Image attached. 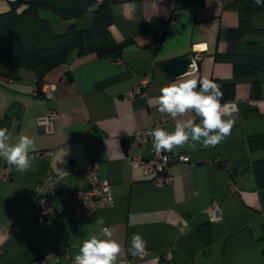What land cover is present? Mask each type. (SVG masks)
<instances>
[{"label": "crops", "instance_id": "1", "mask_svg": "<svg viewBox=\"0 0 264 264\" xmlns=\"http://www.w3.org/2000/svg\"><path fill=\"white\" fill-rule=\"evenodd\" d=\"M14 0H0V13ZM233 0H121L110 5V33L116 42L129 41L120 58L79 56L48 72L44 81L55 83L54 99L35 95L36 78L21 69L17 79L2 76L0 70V128H7L9 143L20 135L35 142L32 166L18 172L0 158V264H30L45 258L48 264H73L83 240L98 234L97 217L105 220L122 246L118 261L129 258L135 264H264V189L256 184L255 166L264 160V83L258 99L250 95L254 78H235L232 64L216 59L227 50L224 32L238 25V13L229 7ZM24 8L21 7L19 11ZM55 35L74 25L91 26L93 14L61 21L41 10ZM153 19L169 20L158 47V31L140 32ZM264 28V14L254 18ZM264 39L247 36L238 52L249 53L247 42ZM200 53L197 70L181 76L208 78L235 84L237 111L231 134L215 147L187 146L170 152L168 167L172 179L156 186L140 168L127 162L128 156H148L152 139L145 143L133 133L154 125L163 116L156 98L160 89L177 80L162 69L164 62ZM149 75L139 95L129 97L140 80ZM62 77L67 82L61 83ZM50 108L58 114L53 132L47 133L37 119ZM187 118V117H186ZM174 130L168 116L164 125ZM177 155L189 163L177 161ZM99 164L102 178L109 181L115 203L95 216L73 221L74 197L61 195L62 185L84 189L86 169ZM49 173L59 176L55 186V213L50 223H38L30 206L35 188ZM213 200L219 201L218 220L206 213ZM28 205V208L25 206ZM207 228L210 244L198 237ZM139 233L146 241V255L133 256L131 237Z\"/></svg>", "mask_w": 264, "mask_h": 264}, {"label": "trees", "instance_id": "2", "mask_svg": "<svg viewBox=\"0 0 264 264\" xmlns=\"http://www.w3.org/2000/svg\"><path fill=\"white\" fill-rule=\"evenodd\" d=\"M121 0H14L10 9L0 13V70L2 76L17 79L21 69L31 71L36 78V85L44 82L48 72L63 64L74 51L79 56L95 54L98 58L116 60L120 58L124 46L129 42H116L110 33L112 16L110 5ZM24 8L19 11L21 7ZM230 8L238 13V25L227 28L224 39L227 50L216 54V59L232 64L235 78H254L250 95L258 99L264 83V52L258 42L249 41V53L238 52V45L247 36L264 39V28H256L254 18L264 14V6H257L254 0H233ZM45 10L56 15L61 21L83 18L87 13L93 14L90 27L78 29L71 25L63 34L55 35L50 22L40 16ZM169 20L153 19L141 26L140 32L158 31V47ZM220 85L223 102L231 101L235 95V84L213 80ZM256 184L264 189V160L255 166ZM200 240L210 244L207 228L197 230ZM264 254V250H262Z\"/></svg>", "mask_w": 264, "mask_h": 264}, {"label": "clouds", "instance_id": "3", "mask_svg": "<svg viewBox=\"0 0 264 264\" xmlns=\"http://www.w3.org/2000/svg\"><path fill=\"white\" fill-rule=\"evenodd\" d=\"M257 6H264V0H254ZM223 92L220 85L208 78H185L181 76L170 85L160 89L156 98L160 113L167 114L174 121V130L157 126L146 135L152 138L156 153L173 152L187 146L195 149L199 142L203 147H215L231 134L235 121L231 119L235 104L221 102ZM187 117V118H186ZM199 118V123L196 122ZM7 128H0V158L18 172H26L32 166L35 151L34 140L20 135L17 142L9 143ZM95 224L101 226L98 234L83 240L73 264H118L123 246L113 238V231L105 225L102 217ZM147 241L139 234L131 237L129 251L133 256L145 252Z\"/></svg>", "mask_w": 264, "mask_h": 264}, {"label": "built area", "instance_id": "4", "mask_svg": "<svg viewBox=\"0 0 264 264\" xmlns=\"http://www.w3.org/2000/svg\"><path fill=\"white\" fill-rule=\"evenodd\" d=\"M200 53L195 52L191 56V67L193 71L197 70V62L200 60ZM150 80L149 75H145L139 82L138 87L129 93V97L139 95ZM61 83L67 82L65 77L60 80ZM57 89L55 83L44 81L40 85H36L34 94L41 95L47 99H54V95ZM235 104L237 111V105L234 101H227ZM234 111V112H235ZM58 114L55 108H50L46 113L37 119V124L44 128L47 133L53 132V123L57 119ZM168 121V115L163 116L151 127H148L142 131L133 133L132 138L145 143L147 140L152 139L147 136L146 133L151 131L157 126L164 127ZM196 122L199 123V118H196ZM173 160V155L170 152L156 153L153 149L148 152V156H128L127 162L133 168H140L142 173L148 177L152 183L156 186H163L169 183L172 179L168 173V167ZM177 161L189 163L188 157L184 155H177ZM59 180V176L54 173H49L42 181L38 183L35 188V199L31 203V207L36 211V221L38 223L48 224L51 221L52 216L55 213L54 200L57 193L55 192L56 183ZM86 183L87 186L84 189H71L68 185H62L59 194L72 195L74 197V205L71 211V218L73 221H79L81 219L95 216L100 210L111 208L114 206L115 199L112 193L111 185L109 181L100 176L99 164L92 162L86 169ZM219 201L213 200L206 209L208 218L211 221L218 220L219 213ZM29 206L26 205L25 208ZM146 249L143 254L137 255L142 257L146 255ZM30 264H48L45 258H39L30 262ZM118 264H135V262L129 258L121 259Z\"/></svg>", "mask_w": 264, "mask_h": 264}, {"label": "water", "instance_id": "5", "mask_svg": "<svg viewBox=\"0 0 264 264\" xmlns=\"http://www.w3.org/2000/svg\"><path fill=\"white\" fill-rule=\"evenodd\" d=\"M191 63V57L184 56L178 59L164 62L161 67L169 78L174 79L176 77H179L180 75L192 71L193 69L191 67Z\"/></svg>", "mask_w": 264, "mask_h": 264}]
</instances>
